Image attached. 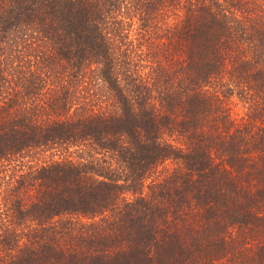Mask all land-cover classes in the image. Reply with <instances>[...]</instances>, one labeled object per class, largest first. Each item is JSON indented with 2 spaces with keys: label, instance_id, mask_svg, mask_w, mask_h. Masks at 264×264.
Listing matches in <instances>:
<instances>
[{
  "label": "trees",
  "instance_id": "trees-1",
  "mask_svg": "<svg viewBox=\"0 0 264 264\" xmlns=\"http://www.w3.org/2000/svg\"><path fill=\"white\" fill-rule=\"evenodd\" d=\"M0 264H264V0H0Z\"/></svg>",
  "mask_w": 264,
  "mask_h": 264
}]
</instances>
